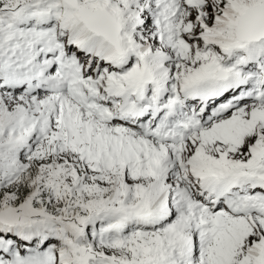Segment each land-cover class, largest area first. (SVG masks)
<instances>
[{"label": "snow or ice", "instance_id": "6c2138e0", "mask_svg": "<svg viewBox=\"0 0 264 264\" xmlns=\"http://www.w3.org/2000/svg\"><path fill=\"white\" fill-rule=\"evenodd\" d=\"M0 264H264V0H0Z\"/></svg>", "mask_w": 264, "mask_h": 264}]
</instances>
